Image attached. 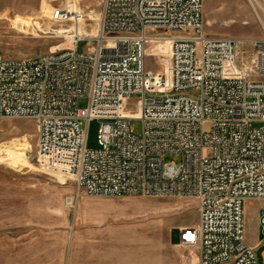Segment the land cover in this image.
Returning <instances> with one entry per match:
<instances>
[{
	"label": "built area",
	"instance_id": "built-area-1",
	"mask_svg": "<svg viewBox=\"0 0 264 264\" xmlns=\"http://www.w3.org/2000/svg\"><path fill=\"white\" fill-rule=\"evenodd\" d=\"M51 12L70 45L0 55V119H34L39 166L78 192L195 198L198 221L179 228L178 244L198 264H258L244 206L264 200V37L205 32L204 0H102L95 35L75 3ZM91 120L97 148L87 147ZM259 219L264 231V208Z\"/></svg>",
	"mask_w": 264,
	"mask_h": 264
},
{
	"label": "rangeland",
	"instance_id": "rangeland-1",
	"mask_svg": "<svg viewBox=\"0 0 264 264\" xmlns=\"http://www.w3.org/2000/svg\"><path fill=\"white\" fill-rule=\"evenodd\" d=\"M260 1L259 4L252 0L253 8L250 0H204L205 32L244 41L263 38L264 9L260 5L264 7V0ZM69 3L84 10L86 19L82 25L96 34L102 0H0V55L32 57L69 46L65 26L50 20L53 8ZM19 17L31 20L35 32L20 30L16 23ZM49 26L51 29H46ZM60 29L64 33H58ZM163 44V52L168 54L170 42ZM153 48L147 57V67L157 70L158 52ZM84 49L85 44L79 43L78 50ZM79 105L86 106L87 99H80ZM99 126L97 120L89 122L87 147H98ZM132 126L139 132L142 121L133 119ZM36 135L34 119H0V150L19 145L17 142H23L24 138L30 144L28 166L18 170L0 162V264H72V242L78 238V244L84 240L93 249L102 237L82 233L107 228L129 229L128 233H133L112 236L113 242L107 244L126 250L127 255L131 250L138 251L137 264L197 263L196 249L177 242L179 228L198 221L195 198L78 192L73 179L62 174L64 184L58 177L61 173L39 166ZM164 160L179 163L181 158L168 154ZM70 196L72 205L66 202ZM258 207L264 208V200L257 204L256 211ZM263 249L264 245L256 251L258 264H264ZM83 250L87 247L79 248L80 255Z\"/></svg>",
	"mask_w": 264,
	"mask_h": 264
},
{
	"label": "crops",
	"instance_id": "crops-1",
	"mask_svg": "<svg viewBox=\"0 0 264 264\" xmlns=\"http://www.w3.org/2000/svg\"><path fill=\"white\" fill-rule=\"evenodd\" d=\"M259 4L260 0H256ZM263 9L264 7L260 5ZM208 23V22H207ZM248 23V22H245ZM62 175V174H59ZM66 183V180L61 181ZM67 204H73V197L67 198ZM262 202V200L249 199L246 201L244 206V220H245V237L247 242L253 246L256 251L264 245V231L260 225V212L262 208L258 207L257 204ZM191 226V225H185ZM183 227V226H182ZM129 229H118V228H107V229H89L86 233L82 235H96L102 237L99 240L101 243H96L93 246V249H90L91 245L85 244L84 240L81 244H78L77 241L71 244V263L72 264H137L138 251L131 250L130 254L127 255L126 250H120V248L107 244V241H112V236H121V235H133V233H128ZM113 242V241H112ZM178 242V240H177ZM107 245V246H106ZM80 247H87V250L81 251L79 254ZM264 249L262 250L263 253ZM197 263L198 264V253Z\"/></svg>",
	"mask_w": 264,
	"mask_h": 264
},
{
	"label": "bare ground",
	"instance_id": "bare-ground-1",
	"mask_svg": "<svg viewBox=\"0 0 264 264\" xmlns=\"http://www.w3.org/2000/svg\"><path fill=\"white\" fill-rule=\"evenodd\" d=\"M250 2L252 4L253 8H255L254 4L252 3V0H250ZM99 17H100V15H99ZM259 19L261 20L260 17H259ZM16 23L20 27V30L24 29V30H28V32H29V29H30L33 32H35V27L33 25V22L29 19L19 17V18H16ZM262 25H263V29H264V24H262ZM46 29H51V28L49 26V27H46ZM57 32L58 33H64V29L57 30ZM91 34L95 35L93 33H91ZM168 41L170 42V40H168ZM23 140H24L23 142L20 141L21 143L15 141V142L19 143V145L17 144V145H14L13 147L4 146V148L2 150H0V162H6L7 164L11 165L14 168H17L18 170L22 169V167H24V166H28V154H27L28 152H27V150L30 149V144H29L28 139L24 138ZM13 142H14V140H13ZM58 177L61 181L66 180L64 178V175H58Z\"/></svg>",
	"mask_w": 264,
	"mask_h": 264
}]
</instances>
